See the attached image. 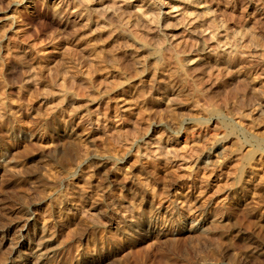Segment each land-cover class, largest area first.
<instances>
[{
    "label": "rangeland",
    "instance_id": "obj_1",
    "mask_svg": "<svg viewBox=\"0 0 264 264\" xmlns=\"http://www.w3.org/2000/svg\"><path fill=\"white\" fill-rule=\"evenodd\" d=\"M66 1L0 0V264H264V73L207 77L179 0L162 1L168 24L125 29L141 18L126 0ZM202 1L264 41V0ZM136 42L159 57L144 74Z\"/></svg>",
    "mask_w": 264,
    "mask_h": 264
},
{
    "label": "bare ground",
    "instance_id": "obj_2",
    "mask_svg": "<svg viewBox=\"0 0 264 264\" xmlns=\"http://www.w3.org/2000/svg\"><path fill=\"white\" fill-rule=\"evenodd\" d=\"M52 1H53V3L56 2V5H58L59 7H67L68 6V3L66 0H52ZM95 1H97V0H95ZM162 1L163 0H126V1H122V2H124V5L126 7L136 9L135 12H137L141 18L137 19L136 21H131V22H126V21L119 22L118 23L119 27L122 29H125L129 25H136L137 27H141L143 25V21H145V20H147V18L149 19L151 17L154 18L155 23L158 25L159 24L160 25L168 24L169 21L177 19L178 17L171 16L169 14V12H165L161 9V7H162L161 5L163 4ZM179 1L182 2L181 3L182 4L181 9L182 10L183 9L184 10H191L192 14H193V19H192L193 21H191L189 24H184L183 28H184V30H186V35L184 38H186L192 42H195L196 44L197 43L200 44L199 49L195 50V52H194L195 53V55H194L195 60L193 58V59H190V61L194 60L193 61L194 63L202 64L203 67L205 68L204 72L206 73V76L208 75V76H211V78H212L213 75H215V76H217V75L219 76L220 74L221 75L225 74L226 76L229 75V77L226 78L227 79L226 84L228 85L235 78L240 79L241 77L242 78L246 77V76H244L245 72L243 73L242 70L243 71L253 70V74L255 72H257V74L264 73V60H262L261 58L258 60L255 57L256 53H257V57H261V56H258L259 52L254 53L256 51V49H258V47L261 48L260 51H262V50L264 51V41L258 40L259 37L256 38L257 37V35L255 34L256 32L251 27L250 28L247 27L246 29H244V27H245L244 26L243 28L237 29V30H235L234 28L230 29L228 27H225L223 22L218 17L216 18V17L211 16L212 14H211L210 6H208L202 0H179ZM114 3H115V1H114ZM113 4H110L108 2L104 3L103 0H102V2H101V0H98L97 3L89 6L88 10L90 12H95V13H97V12L107 13ZM138 4H141V5L138 6ZM23 8H24V10L29 9L30 8L29 3H26ZM206 23L207 24L210 23L211 28H213L212 29L213 31L211 32V35L208 38L203 37L204 33L202 32L203 33V35H202L201 31L198 29L199 25L204 26V24L207 25ZM205 28H207V27H205ZM259 39H262V38L260 37ZM136 43H137L136 45H137L138 50L146 55L143 63H140V62L137 63L139 70H140V74H144L146 67L148 65H151V66L155 65L157 63V61H159L158 60L159 57L157 58L154 55L155 51L152 50L151 48H148L146 43H144V42H136ZM173 43H174L173 41L168 42V44L171 46ZM164 50L166 51L167 48H164ZM156 53H157V51H156ZM262 58H263V55H262ZM44 59L46 61L45 65H48L50 63L49 62L50 60H48L45 56H38L37 57V60H39V61L44 60ZM174 61H175V65L178 67V69H181L182 71L184 70V68L186 67V64L188 62H189L188 65H191V62L187 58H179V59L175 58ZM41 62H43V61H41ZM258 71L260 73H258ZM25 73H27V72H25ZM27 79H28V77H27ZM120 85H121L120 88H122V90H128L131 86L129 84L128 80H123V81L121 80L120 81L118 79L111 77L109 79H106L103 88L109 90V89L115 88V87L120 86ZM66 86H67V84H66ZM67 87L65 89L63 87H61V88L57 87L55 89V86H54L53 93L52 94L50 93V94L57 96V97H66L68 95V90H70V89H68V88H70V86L68 88ZM172 90H169L164 86H160L159 84H155L154 87L152 88L151 92L158 94V95H161V98L163 99V98L175 97L177 94ZM68 97H69V95H68ZM70 97H72V95H70ZM50 98L43 94V96H41L40 100H41L42 104L47 105L49 103ZM60 99H63V98H60ZM66 99L70 104L73 101L72 100L73 97H72V99H69V100H68V98H66ZM100 103H102V102H100ZM126 111H127V109H125V108H123L121 111H119L118 118L121 119V121H124V119H126V121H127V119H128L130 124L136 126L137 122L135 120L130 119L129 118L130 116L128 117L126 115ZM164 150H166V149H164ZM164 150H163V147H161V146H158L155 148V151L158 153H162ZM165 155H167V154H165ZM246 157H247V155H246ZM249 157H250V154H249ZM163 158H164V156H163ZM168 159H166V161L167 162L170 161V164L177 162V161H174V159H169V160ZM247 159H248V157H247ZM234 165H236L235 162H234ZM172 166H175V165H172ZM227 172H229V171H227ZM65 190H67V188ZM87 198H91V197L89 196ZM184 207L186 210L189 209L187 204H184ZM126 210H128V209L126 208ZM124 213H122V214H124ZM198 217H200V216L197 215V218ZM132 219H133V217H132Z\"/></svg>",
    "mask_w": 264,
    "mask_h": 264
}]
</instances>
